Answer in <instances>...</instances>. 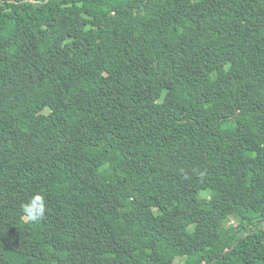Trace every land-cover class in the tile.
I'll use <instances>...</instances> for the list:
<instances>
[{"label":"trees","instance_id":"16d2710c","mask_svg":"<svg viewBox=\"0 0 264 264\" xmlns=\"http://www.w3.org/2000/svg\"><path fill=\"white\" fill-rule=\"evenodd\" d=\"M0 264H264V0H0Z\"/></svg>","mask_w":264,"mask_h":264},{"label":"rangeland","instance_id":"374dc122","mask_svg":"<svg viewBox=\"0 0 264 264\" xmlns=\"http://www.w3.org/2000/svg\"><path fill=\"white\" fill-rule=\"evenodd\" d=\"M45 113H47V112H45ZM207 195V194H206ZM204 215L202 214V217H203ZM234 223H237V221L236 220H234ZM217 237L218 236H214V237H212V239H211V241H214V240H216L217 239Z\"/></svg>","mask_w":264,"mask_h":264}]
</instances>
